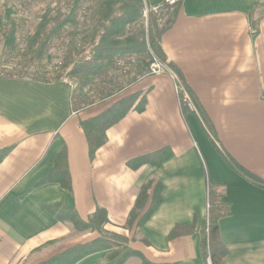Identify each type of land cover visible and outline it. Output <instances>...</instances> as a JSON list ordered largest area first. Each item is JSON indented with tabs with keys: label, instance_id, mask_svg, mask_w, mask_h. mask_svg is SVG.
<instances>
[{
	"label": "crops",
	"instance_id": "obj_1",
	"mask_svg": "<svg viewBox=\"0 0 264 264\" xmlns=\"http://www.w3.org/2000/svg\"><path fill=\"white\" fill-rule=\"evenodd\" d=\"M165 0H144L147 5ZM161 40L167 61L180 71L208 116L213 135L193 114L184 118L174 81L150 75L118 98L72 110L71 89L62 81L0 75V264H42L98 238L76 234L46 208L62 205L86 221L106 211L108 234L130 240L128 248L152 264H204L208 184L221 189L228 213L218 221L226 246L224 264H264V190L228 168L212 147L264 180V0H182ZM256 24V30L251 23ZM146 93V108L131 112L106 132V143L88 155L80 122L99 116L119 99ZM169 148L159 168L131 170L132 159ZM65 149L71 193L58 184L38 185L51 175ZM150 178L163 187L162 204L142 228H124L136 196ZM194 224L169 240L177 225ZM109 251L76 264H111ZM124 264H141L132 257Z\"/></svg>",
	"mask_w": 264,
	"mask_h": 264
},
{
	"label": "trees",
	"instance_id": "obj_2",
	"mask_svg": "<svg viewBox=\"0 0 264 264\" xmlns=\"http://www.w3.org/2000/svg\"><path fill=\"white\" fill-rule=\"evenodd\" d=\"M40 4H43V8L33 12L32 9ZM144 4V0H0V58L7 60L22 47L26 64L40 67L51 57L53 49L61 50L63 71L69 70L67 75L75 79L76 83L72 94L74 111L120 97L134 84L150 76V66L157 61L172 71L190 100L191 107L184 101L183 92H177L181 115L184 118L189 114L196 115L205 130L213 135L208 116L186 86L180 71L167 61L162 50V36L174 22L180 4H161L157 12L148 11L146 19L143 17ZM31 15L34 16L32 23L28 22L32 20L29 19ZM251 25L256 30V24L252 22ZM12 72L0 75L31 78L45 83L61 81L59 75L54 80H47L42 75L32 77ZM145 108L146 93L131 94L116 101L99 116L80 122L90 160L93 161L96 151L105 145L107 130L129 113H142ZM209 141L228 168L253 186L264 190V180L222 154L210 137ZM10 150L0 151V162ZM172 157L171 150L164 148L132 159L126 166L133 171L142 166L159 168ZM46 183L58 184L71 193L65 149L56 156L51 175L38 185ZM163 190L160 182L148 179L136 196L124 228L129 231L142 228L161 206ZM207 203L206 231L201 242L202 258L204 264H224L227 249L220 239L218 221L228 213V205L223 201L221 189L208 184ZM46 212L76 234L97 233L99 236L42 264H76L85 257L106 251H109L106 260L111 264H124L132 257L138 258L141 264H152L128 248L130 240L103 230L108 218L106 211L101 208H97L86 221L80 219L74 209L62 205L49 206ZM194 230V224L177 225L168 239L178 238L185 231L192 234Z\"/></svg>",
	"mask_w": 264,
	"mask_h": 264
},
{
	"label": "rangeland",
	"instance_id": "obj_3",
	"mask_svg": "<svg viewBox=\"0 0 264 264\" xmlns=\"http://www.w3.org/2000/svg\"><path fill=\"white\" fill-rule=\"evenodd\" d=\"M43 4L39 6H35L32 10L36 12L38 9L43 8ZM31 18L29 19H32ZM28 22H33V19ZM23 31V30H22ZM21 31V32H22ZM22 47L16 53L12 54L7 60L2 57L0 58V73L3 75H7L9 72L15 71L16 74H27L28 76H45L47 80H54L57 75L60 76V79H67L71 80L73 84L75 83V79L70 78L67 74L69 70L63 71L62 68V51L55 48L51 52V57L47 58L43 64L39 67L36 65L28 66L26 64V58L24 57L23 53L21 52ZM1 51V48H0ZM4 60L6 62H4ZM13 73V72H12ZM41 77V76H40Z\"/></svg>",
	"mask_w": 264,
	"mask_h": 264
},
{
	"label": "built area",
	"instance_id": "obj_4",
	"mask_svg": "<svg viewBox=\"0 0 264 264\" xmlns=\"http://www.w3.org/2000/svg\"><path fill=\"white\" fill-rule=\"evenodd\" d=\"M181 1L182 0H165L162 4H165L167 6H173L177 3H180ZM160 6H161V4L154 5V6L144 4L143 17L145 19L147 18L148 11L157 12V10L160 8ZM150 71H151V75H158V74H162V73L169 75L172 78V80L174 81V87H175L176 94L179 91L183 92L184 101H186L188 103V105L191 107L190 100H189L187 94L184 92V90H183L182 86L180 85L177 77L172 73L171 70H169L165 66L161 65L157 61H154L150 66ZM61 81L65 84H67L71 89H74L76 86V84H73V82L71 80L62 79Z\"/></svg>",
	"mask_w": 264,
	"mask_h": 264
}]
</instances>
